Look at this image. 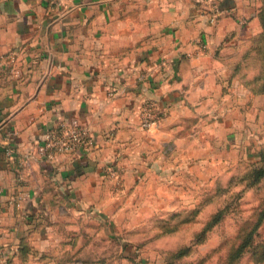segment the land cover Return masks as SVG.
Here are the masks:
<instances>
[{
    "label": "crops",
    "instance_id": "0c3cea01",
    "mask_svg": "<svg viewBox=\"0 0 264 264\" xmlns=\"http://www.w3.org/2000/svg\"><path fill=\"white\" fill-rule=\"evenodd\" d=\"M258 13L257 0H0V264H39L27 254L69 222L106 216L108 165L127 189L186 141L192 155L193 134L238 141L244 114L221 94ZM143 100L161 112L146 129ZM72 122L94 145L49 154L44 134Z\"/></svg>",
    "mask_w": 264,
    "mask_h": 264
},
{
    "label": "rangeland",
    "instance_id": "374dc122",
    "mask_svg": "<svg viewBox=\"0 0 264 264\" xmlns=\"http://www.w3.org/2000/svg\"><path fill=\"white\" fill-rule=\"evenodd\" d=\"M257 1L262 31L221 94H228L221 104L244 114L239 140L225 147L220 134L206 141L193 134L192 155L186 141L176 150L179 162L165 157L160 172L129 188L123 176L121 186L109 177L106 216L69 222L52 248L27 257L39 264H264V0Z\"/></svg>",
    "mask_w": 264,
    "mask_h": 264
},
{
    "label": "built area",
    "instance_id": "2783aa9c",
    "mask_svg": "<svg viewBox=\"0 0 264 264\" xmlns=\"http://www.w3.org/2000/svg\"><path fill=\"white\" fill-rule=\"evenodd\" d=\"M113 92H110V94ZM138 123L142 128L155 126L161 117V112L151 101L143 100L135 109ZM43 148L52 154L58 151H76L90 148L94 140L89 127L79 122L60 123L49 129L43 138ZM116 164L112 163L105 168V174L114 179L115 184L122 185V173Z\"/></svg>",
    "mask_w": 264,
    "mask_h": 264
},
{
    "label": "trees",
    "instance_id": "16d2710c",
    "mask_svg": "<svg viewBox=\"0 0 264 264\" xmlns=\"http://www.w3.org/2000/svg\"><path fill=\"white\" fill-rule=\"evenodd\" d=\"M259 12H260V9H259Z\"/></svg>",
    "mask_w": 264,
    "mask_h": 264
}]
</instances>
